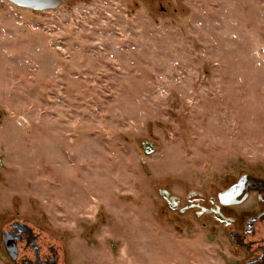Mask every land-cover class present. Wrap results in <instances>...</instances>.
I'll return each instance as SVG.
<instances>
[{
	"label": "rangeland",
	"instance_id": "rangeland-1",
	"mask_svg": "<svg viewBox=\"0 0 264 264\" xmlns=\"http://www.w3.org/2000/svg\"><path fill=\"white\" fill-rule=\"evenodd\" d=\"M244 172L264 176V0H0V223L59 264H233L156 190Z\"/></svg>",
	"mask_w": 264,
	"mask_h": 264
},
{
	"label": "flooded vegetation",
	"instance_id": "flooded-vegetation-1",
	"mask_svg": "<svg viewBox=\"0 0 264 264\" xmlns=\"http://www.w3.org/2000/svg\"><path fill=\"white\" fill-rule=\"evenodd\" d=\"M241 198L240 203H234ZM177 207L185 208L184 212L168 208L179 214L191 212L204 227L212 220V229L217 228L226 239L233 264H264V176L244 172L211 192L188 190L182 203L179 198ZM18 222L29 226L31 232H20ZM3 233L18 236L17 257L13 263L9 258L10 264L35 262V259H38L37 264H59V249L44 239L43 232L34 226L13 218L0 223V241Z\"/></svg>",
	"mask_w": 264,
	"mask_h": 264
},
{
	"label": "water",
	"instance_id": "water-1",
	"mask_svg": "<svg viewBox=\"0 0 264 264\" xmlns=\"http://www.w3.org/2000/svg\"><path fill=\"white\" fill-rule=\"evenodd\" d=\"M10 3L13 5L17 6L18 8H26L31 11H49L50 9H55L59 7L62 3L63 0H8ZM144 145L146 146L145 148H150L147 153H150L151 147L150 143L144 142ZM157 193L162 197L164 202L166 203L167 207L176 210L178 209L180 213L184 212L185 208H178V202H179V197L174 195L171 192H168L166 189L163 188H157ZM237 200L234 203H240L242 201ZM17 226L19 228L20 232H31V228L29 226H26L24 223L18 222ZM2 236L3 238V245L5 252L9 256L10 260L12 263L17 257V245H16V239L18 238L17 235H13L12 233H3ZM35 262H38V259H35ZM35 262L29 261V263H24V264H37Z\"/></svg>",
	"mask_w": 264,
	"mask_h": 264
}]
</instances>
